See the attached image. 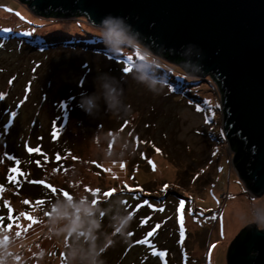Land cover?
<instances>
[{
	"label": "rangeland",
	"instance_id": "obj_1",
	"mask_svg": "<svg viewBox=\"0 0 264 264\" xmlns=\"http://www.w3.org/2000/svg\"><path fill=\"white\" fill-rule=\"evenodd\" d=\"M107 31L0 0V264H227L264 194L232 163L218 86ZM153 61L172 70L158 92Z\"/></svg>",
	"mask_w": 264,
	"mask_h": 264
},
{
	"label": "water",
	"instance_id": "obj_2",
	"mask_svg": "<svg viewBox=\"0 0 264 264\" xmlns=\"http://www.w3.org/2000/svg\"><path fill=\"white\" fill-rule=\"evenodd\" d=\"M38 15L111 20L154 54L183 58L212 77L223 132L250 197L264 194V0H19ZM253 195V196H252ZM227 264H264V228L248 223L228 246Z\"/></svg>",
	"mask_w": 264,
	"mask_h": 264
},
{
	"label": "clouds",
	"instance_id": "obj_3",
	"mask_svg": "<svg viewBox=\"0 0 264 264\" xmlns=\"http://www.w3.org/2000/svg\"><path fill=\"white\" fill-rule=\"evenodd\" d=\"M104 24L106 26H108V31L107 33L101 32L100 35H108L118 41H123L125 39H127V37H125L124 32L121 28H119L118 25H114L112 24L111 20H105ZM135 49H133L134 51ZM155 63V66L157 68L160 69L161 71V75L159 77H153L149 82H148V89L150 91L153 92H158L160 89H162L163 87H165L167 85L168 82V76L170 74V72L172 70L166 69L161 63H157V62H153ZM141 81L147 80V77H141L140 78ZM105 87L107 88V85H105ZM95 99V97L93 99H88L85 103L87 105V111L91 112L92 108L95 106L93 100ZM109 99H112L111 95L109 94ZM110 107H112V105L110 104ZM258 224H264V220H258L255 221Z\"/></svg>",
	"mask_w": 264,
	"mask_h": 264
},
{
	"label": "trees",
	"instance_id": "obj_4",
	"mask_svg": "<svg viewBox=\"0 0 264 264\" xmlns=\"http://www.w3.org/2000/svg\"><path fill=\"white\" fill-rule=\"evenodd\" d=\"M50 16H57V17H65L63 14H59V15H56V14H51ZM79 16H82V17H85V16H83V15H78V14H76L75 16H71V17H79ZM2 34H4V36L6 35V36H8V34H11V32L10 31H5V32H1ZM13 34H16V35H18V36H22V37H26L25 35H23V34H17L16 32H14ZM22 37H20V40H22L23 41V39H22ZM130 39H129V43H130V45H135V46H138L139 47V49H141V45L133 38V37H131V36H128ZM130 50V49H129ZM150 51V50H149ZM123 56H124V58H126L127 59V56H128V54H123ZM157 57H159V58H164V59H166V60H168V61H170L172 64H175V65H177V66H179V67H181L183 70H185V71H187L188 69L186 68V66H185V61H184V59L183 58H171L170 56H168L167 54H159V55H157ZM128 60V59H127ZM155 60H156V58H155ZM137 61H139V60H137ZM136 60H134V62H132L131 60H128V62H129V64H132V66H135L136 64H139L140 63V61H139V63L137 62ZM154 62V61H153ZM152 62V64H150L148 67H150V68H153V65H154V63ZM131 66V67H132ZM152 70H155V69H152ZM209 77H211V76H209ZM212 78V77H211ZM33 172V171H32ZM32 179H28V180H25V182H27L28 184H30V186H34V185H36L37 186V183L39 182V179H36L35 181H31ZM39 190V189H38ZM37 189H35L34 191L36 192V191H38ZM9 214H13V212H9ZM10 217H13V215L12 216H10ZM0 225H2L1 223H0Z\"/></svg>",
	"mask_w": 264,
	"mask_h": 264
},
{
	"label": "snow or ice",
	"instance_id": "obj_5",
	"mask_svg": "<svg viewBox=\"0 0 264 264\" xmlns=\"http://www.w3.org/2000/svg\"><path fill=\"white\" fill-rule=\"evenodd\" d=\"M135 55H136V57H138V58H142V57H140V54H139V51H138V50L136 51ZM127 59L133 61V56H132V55H129V56H127ZM131 70H132V69H131V64L128 65V66H126V67L124 68V71H125V72H130ZM205 103H210V102H207V101H206ZM200 110H203V109L198 108V111H200ZM206 122H208L207 119H206ZM58 159H59V157H58ZM126 187H127V186H126ZM53 190L55 191V189H53ZM97 191H99V190H97ZM111 194H112V190H110L108 193H105L104 195H105V196H110ZM65 195H66V194H65ZM25 203H27V202H25ZM94 203H97V201H94ZM143 203H144V204H147L148 202H147V201H144ZM130 215H131V214H130ZM3 219H4V217H0V222H2ZM9 219H11V217H9ZM17 235L19 236L20 233L18 232ZM129 235H131V233H130ZM148 235L151 236V235H153V233L150 232V233H148ZM140 242L142 243L143 241H140Z\"/></svg>",
	"mask_w": 264,
	"mask_h": 264
},
{
	"label": "bare ground",
	"instance_id": "obj_6",
	"mask_svg": "<svg viewBox=\"0 0 264 264\" xmlns=\"http://www.w3.org/2000/svg\"><path fill=\"white\" fill-rule=\"evenodd\" d=\"M123 30V29H122ZM124 32V31H123ZM124 34L126 35V36H131V37H133L141 46H143V47H145L146 49H149V48H147L143 43H141L139 40H137L134 36H132V35H130V34H128V33H126V32H124ZM151 51V50H150ZM150 71H152L153 72V70H151L150 69ZM154 73V72H153ZM235 225V224H234ZM233 224H231L230 225V229L232 230V229H236V226H234Z\"/></svg>",
	"mask_w": 264,
	"mask_h": 264
}]
</instances>
